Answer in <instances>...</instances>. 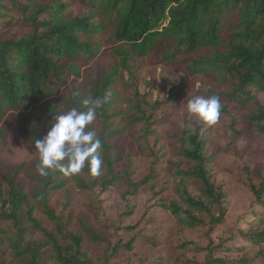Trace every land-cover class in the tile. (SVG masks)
Listing matches in <instances>:
<instances>
[{
  "label": "trees",
  "instance_id": "1",
  "mask_svg": "<svg viewBox=\"0 0 264 264\" xmlns=\"http://www.w3.org/2000/svg\"><path fill=\"white\" fill-rule=\"evenodd\" d=\"M4 2L22 16L28 31L22 35L11 34L0 41V119L14 113L32 115L33 107L52 99L68 78L80 74L89 60L102 51L101 45L91 39L98 36L118 44L107 49L113 62L108 72L95 76L84 95L79 93L73 98L71 93V98L64 100L70 109L82 107L80 101L84 98H102L105 93L112 97V85L120 71H129L132 54L144 56L157 50L168 63L182 54L193 55L186 66L189 73L208 72L227 82L230 91L215 95L220 101L224 97L245 107L248 112L242 115L244 121L264 135V104L256 95L264 92V0H82L86 10L75 16L66 15L71 5L68 0H0V15L1 9L7 8ZM6 25L0 24L1 28ZM137 96L136 93L131 106L139 115H127V124L146 122L147 135L152 132L149 126L154 123L140 106L144 99ZM174 96L168 97L166 102H171ZM56 101L54 105H44L55 112ZM111 103L113 101H108L99 108L96 116L101 120L96 135L102 141L100 154L107 171L92 177L83 169L88 182L80 174L71 176L79 189L98 185L100 191H104L124 178L112 171L119 157L109 155L113 149L111 142L119 134L118 129H111L110 117L118 114L107 113ZM226 112V106L222 105L221 113ZM199 127L194 131L180 130L175 147L178 160L170 170L176 178L177 199L159 206L182 227L205 228L209 238L214 228L224 223L227 192L214 180V154L206 152L209 138ZM22 166H14L11 177H0V221L11 225L10 234L0 229V233L5 234L0 239V264H52L50 255L55 264H108L95 260L82 247L85 237L98 242H105V237L87 227L85 235L65 228L61 216L50 205V195L66 188V177L51 171L47 177H36L33 188L26 191L23 183L16 179ZM155 172L152 170L151 175L135 182L125 177L131 194L148 184L157 175ZM245 185L252 194L250 210L241 217L230 237L234 243L242 240L246 244L232 246L244 253L228 260L209 259V264H264V177L260 175L258 185L250 181ZM36 212L47 225L38 219ZM24 218L31 226L30 233H26ZM141 236L143 241L156 244L150 236ZM133 244L128 241L123 247L132 251ZM189 244L183 241L178 246L185 248ZM252 246L259 249L250 255L247 248Z\"/></svg>",
  "mask_w": 264,
  "mask_h": 264
},
{
  "label": "rangeland",
  "instance_id": "2",
  "mask_svg": "<svg viewBox=\"0 0 264 264\" xmlns=\"http://www.w3.org/2000/svg\"><path fill=\"white\" fill-rule=\"evenodd\" d=\"M68 1H71V5L66 15L75 16L86 10L82 0ZM4 3L10 8L9 4ZM7 8L1 9L0 24H11L2 28L0 26V41L11 34L22 35L28 31L22 16L16 10ZM91 39L101 45L102 51L89 60L80 74L68 78L52 99L33 107L32 115L14 113L0 119V177H11L13 167L23 165L16 179L23 183L26 191L33 188L36 177L40 176L35 170L37 157L32 140L34 143V139L43 138L48 130V122L58 112L70 109L64 100L71 98V93L78 89L80 95H84L95 76L100 72H108L113 62L107 49L118 44L98 36ZM191 57L193 55L182 54L176 61L168 63L157 50L144 56L132 54L129 71H120L112 85L113 96L109 101L113 103L107 110L109 114L118 113L109 120L111 129L119 130L111 142L113 149L109 155L111 158L119 157L112 171L124 178L100 191L98 185L90 189H79L72 177H66V188L50 195V205L61 216L65 228L85 235L87 227L98 236L105 237V242L90 241L85 237L82 247L95 260L106 261L108 264H209V259L228 260L244 253V250L238 251L232 246L243 247L246 244L242 240L234 243L230 237L252 203V194L245 183L250 181L258 185L260 175L264 177V135L259 134L250 122L244 121L242 115L248 112L245 107L224 97L221 104L226 106L227 112L221 113L215 124L202 123L187 114L185 106L188 99L230 91V85L217 75L208 72L189 73L186 66ZM174 86L176 89L173 90ZM136 93L139 99H144L140 106L149 115V121L154 123L149 126L152 132L147 135L146 122L127 124V115H139L138 110L131 106ZM171 95H175L172 101L166 102ZM256 95L260 103L264 104V92ZM55 100L57 110L51 112L44 104L54 105ZM156 102L161 103L156 105ZM165 118L167 121L163 122ZM100 124L101 120L96 117L90 125L91 130L97 133ZM199 125V131H205L209 138L206 152L214 154V180L227 192L224 223L216 226L209 238L205 228L182 227L168 211L159 206L163 202L177 199L174 191L176 178L170 170L174 169V163L178 160L175 147L180 130L188 128L194 131ZM236 130L237 133L234 132ZM152 170H156L157 175L131 194L125 177L129 176L135 182L151 175ZM106 171L103 161L101 174ZM79 174L85 182L89 181L87 173L81 171ZM127 211L131 213L129 216ZM36 216L42 219L44 225L48 224L39 212H36ZM24 221L28 228L26 233H30L31 226L26 218ZM122 226L133 227L121 230L119 227ZM0 229L10 234L11 225L0 221ZM4 235L0 233V239ZM27 235L31 238L34 236ZM141 235L150 236L156 244L143 241ZM128 241L134 243L132 251L123 247ZM183 241L190 244L181 248L178 245ZM247 249L253 255L259 247ZM50 258V263L55 264L51 255Z\"/></svg>",
  "mask_w": 264,
  "mask_h": 264
},
{
  "label": "clouds",
  "instance_id": "3",
  "mask_svg": "<svg viewBox=\"0 0 264 264\" xmlns=\"http://www.w3.org/2000/svg\"><path fill=\"white\" fill-rule=\"evenodd\" d=\"M73 98L79 92L72 93ZM110 99L105 93L102 98H84L82 107H72L65 112H58L46 127V134L41 139L32 140L37 162L38 175L47 177L51 171H57L64 177L79 174L83 169L97 177L102 169V141L90 125L97 116V111ZM222 104L217 95L194 96L187 100L185 110L202 123L215 124L221 116Z\"/></svg>",
  "mask_w": 264,
  "mask_h": 264
}]
</instances>
